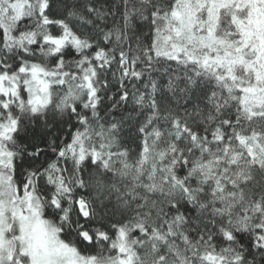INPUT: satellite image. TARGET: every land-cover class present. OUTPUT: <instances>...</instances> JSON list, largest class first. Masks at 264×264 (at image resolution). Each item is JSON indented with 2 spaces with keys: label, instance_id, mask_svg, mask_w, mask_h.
<instances>
[{
  "label": "snow or ice",
  "instance_id": "obj_1",
  "mask_svg": "<svg viewBox=\"0 0 264 264\" xmlns=\"http://www.w3.org/2000/svg\"><path fill=\"white\" fill-rule=\"evenodd\" d=\"M0 264H264V0H0Z\"/></svg>",
  "mask_w": 264,
  "mask_h": 264
}]
</instances>
